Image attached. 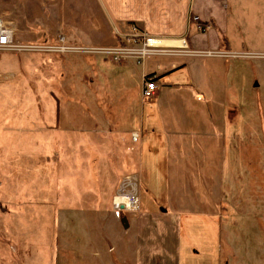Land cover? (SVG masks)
<instances>
[{
  "label": "rangeland",
  "instance_id": "1",
  "mask_svg": "<svg viewBox=\"0 0 264 264\" xmlns=\"http://www.w3.org/2000/svg\"><path fill=\"white\" fill-rule=\"evenodd\" d=\"M21 5L20 0H0V18ZM233 50L231 53L236 56L230 58L203 56L207 52L221 53L216 51L190 53L192 58L189 59L147 57L151 71H169L171 63L187 64L166 81L171 86H162L164 90L152 106L141 98V66H131V80L136 86L131 87L128 94V90L114 91V111L117 121L123 123V117L134 105L142 119L136 115L137 121L131 119L130 122V130L138 134L137 140L131 142L134 134L130 131L124 133V139L136 149L140 142L149 139L146 136L143 139L138 123L142 120L148 125L151 110L158 124L155 135L149 134L151 144L143 152L141 178L136 174L135 177L132 169L126 173L134 178L109 176L103 185L109 193L104 201L100 197L98 179L89 182L84 173L77 175L71 170L69 185L59 198L43 193L42 176L34 174L28 183L22 179L16 195L9 192L10 179L0 178V264H135L138 238L134 219L137 214L118 211L113 205L114 196L123 188L140 192V201L144 204L142 212H149V201L157 210L158 204L167 206L169 213L165 215L171 220L194 212L220 220L223 223L221 257H224L221 264H264V48ZM29 56H36L41 62L50 56L53 62L50 72L55 81L58 83V71L66 70L67 82L72 84L73 67L69 58L85 54L0 52L1 74L11 73L19 58ZM216 58L221 60L220 64L214 60ZM74 64L80 67L77 61ZM10 80V76L0 75V83ZM194 80H202L201 84L207 87H212L216 81L220 88H210L209 95L196 101L195 95H190ZM56 98L59 117L65 120L68 117L66 106L62 99ZM68 100L70 120L76 125L89 124L90 109L94 108L90 100L93 99L86 96ZM232 108L242 110L241 126L235 128L229 126L227 120V112ZM149 129L151 131L152 126ZM167 139L170 146L161 143ZM83 150L84 147V153ZM116 150L113 147L111 153L115 160ZM174 155H177L175 160ZM115 160L111 164L116 165ZM128 163L132 167V163ZM140 184L144 187L151 184L148 188L152 194L146 193L144 188L140 191ZM52 201V206L48 207L47 203ZM89 203L94 204V208ZM125 217L130 222L129 228L123 222ZM152 228L155 236L160 237L155 244H168L173 249L175 237L162 238L161 230L157 231L162 227L153 225ZM171 259L170 250L160 249L154 263H175Z\"/></svg>",
  "mask_w": 264,
  "mask_h": 264
},
{
  "label": "crops",
  "instance_id": "2",
  "mask_svg": "<svg viewBox=\"0 0 264 264\" xmlns=\"http://www.w3.org/2000/svg\"><path fill=\"white\" fill-rule=\"evenodd\" d=\"M20 1L23 3L20 8L0 20L13 31L14 44L22 47L56 46L63 39L64 44L71 47L112 48L124 46L131 39L146 35L159 40L153 45L179 51V55L153 58L189 59L192 58L190 53L198 51L231 53L237 48H264V0ZM98 56L85 54L69 58L73 67L70 71L74 76L72 84L67 82L66 70L58 71V83L55 81L50 72L53 66L50 56L42 62L36 56L19 58L17 64H13L11 73L0 72V75L11 77L5 84L0 83V178L10 179L9 192L12 195L18 193L22 179L28 183L29 178L36 174L43 178V193L59 198L61 191L64 192L69 185L71 170L77 175L84 173L89 182L98 179L100 197L104 201L109 193L103 185L109 176L116 174L121 178H134L136 174L141 178L143 152L151 144L149 134L155 135L158 123L152 110L148 125L139 121V132L143 139H149L140 142L138 149L134 148L131 142L135 141L131 138L132 141L127 142L124 133L130 131L136 134L135 130H130V122L139 115L135 110L137 107L132 105L133 110H129L122 119L123 123H119L114 111V91L128 90V94L131 87L136 86L131 80L130 68L140 65V83L144 76H153L158 87L154 98L143 99L142 94L141 98L149 106L155 105L164 90L162 86H171L166 81L187 64L178 66L171 63L169 71H151L147 66L148 58L139 64L131 59L110 64L109 59L103 60ZM217 58L214 60L220 64L221 60ZM76 61L79 68L75 67ZM225 63L229 66L227 59ZM193 83L194 86L190 88L194 90L190 95L194 94L196 101H202L205 95H209L210 88H220L216 81L212 87L203 86L202 80H194ZM199 89L203 90L201 94ZM86 96L93 99L90 101L94 107L90 109L89 124L76 125L70 120L69 106L66 104L70 102L68 99H84ZM56 97L62 99V104L66 106L68 117L65 120L59 117ZM232 109L227 112V120L228 125L235 128L241 126L242 110ZM139 118L142 119L141 113ZM161 143L171 145L168 139ZM113 147L117 148V160L111 157ZM168 156L171 157V154L168 153ZM112 160L117 164H111ZM128 162L132 163V167ZM118 163H121L120 166ZM57 165H61V169ZM131 169L134 176L126 173ZM149 186L140 184V191L144 188L146 193L152 194ZM139 193L136 192L139 211L135 212L137 216L134 219L138 238L135 264H170L168 261L154 263L160 249L171 251V260L175 261L173 264H221L224 257H221L223 223L220 220L214 216L215 220H212L196 212L171 220L165 215L169 213L167 206L158 204L157 210L149 201V212H142L144 204L140 201ZM53 202H48L47 206H52ZM56 204L59 205V202ZM89 204L94 208V204ZM218 205L219 201L216 203L219 210ZM162 209L166 212L163 213ZM123 220L125 227L129 228L128 219L125 217ZM153 225L162 227L157 229L161 230L162 238L169 239V235L175 237L173 249L168 244H155L159 236H155Z\"/></svg>",
  "mask_w": 264,
  "mask_h": 264
},
{
  "label": "built area",
  "instance_id": "3",
  "mask_svg": "<svg viewBox=\"0 0 264 264\" xmlns=\"http://www.w3.org/2000/svg\"><path fill=\"white\" fill-rule=\"evenodd\" d=\"M159 40L156 38L142 35L140 38L131 39L126 45L112 47V48H79L71 47L64 44L63 39L60 41V45L56 46H34V47H22L14 44L13 31L2 20H0V52H16L21 50L41 51L45 53H82L99 55L108 58L112 63H122L124 60H134L136 64L147 57L152 56H175L179 55V51L176 49L163 48L161 45H153V42ZM203 56H217L223 58L235 57L234 53H212L207 52ZM158 87L156 85L153 76H144L142 80L141 94L143 99H152L156 95ZM138 138L137 134L132 137L133 141ZM128 184V183H127ZM132 186V185H131ZM113 205L118 211H139V201L136 192L132 189L130 191H121L114 196Z\"/></svg>",
  "mask_w": 264,
  "mask_h": 264
},
{
  "label": "water",
  "instance_id": "4",
  "mask_svg": "<svg viewBox=\"0 0 264 264\" xmlns=\"http://www.w3.org/2000/svg\"><path fill=\"white\" fill-rule=\"evenodd\" d=\"M162 212H163V213H165V212H166V210H165V209H162ZM123 222H124V220H123Z\"/></svg>",
  "mask_w": 264,
  "mask_h": 264
}]
</instances>
